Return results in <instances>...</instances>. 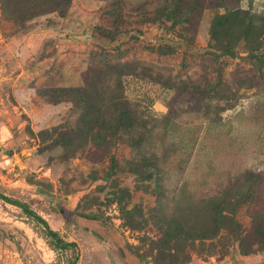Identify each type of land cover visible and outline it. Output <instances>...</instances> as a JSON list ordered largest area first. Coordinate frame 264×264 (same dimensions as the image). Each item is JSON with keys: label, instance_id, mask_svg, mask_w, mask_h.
<instances>
[{"label": "rangeland", "instance_id": "rangeland-1", "mask_svg": "<svg viewBox=\"0 0 264 264\" xmlns=\"http://www.w3.org/2000/svg\"><path fill=\"white\" fill-rule=\"evenodd\" d=\"M54 2L0 0V193L76 246L0 196V264H264V0Z\"/></svg>", "mask_w": 264, "mask_h": 264}, {"label": "trees", "instance_id": "trees-1", "mask_svg": "<svg viewBox=\"0 0 264 264\" xmlns=\"http://www.w3.org/2000/svg\"><path fill=\"white\" fill-rule=\"evenodd\" d=\"M70 2H71V0H55L54 4H55V6H57L56 8H62L64 5L69 6ZM0 196L4 199L10 201L11 203H14V204L22 207L26 213L32 215L33 217L38 219L41 223H43L47 228L48 235L53 237L56 240V247L57 248L64 249V248L76 246L75 242L64 241V239H62L60 237L59 233L56 230L52 229L50 227L49 223L43 217H41L36 212H34L27 204L9 199L8 197H5L1 193H0Z\"/></svg>", "mask_w": 264, "mask_h": 264}, {"label": "crops", "instance_id": "crops-1", "mask_svg": "<svg viewBox=\"0 0 264 264\" xmlns=\"http://www.w3.org/2000/svg\"><path fill=\"white\" fill-rule=\"evenodd\" d=\"M26 96H28L27 93H26V94H22V97H23V98H25ZM29 100H30V102H32V101H31L32 99H29ZM30 102H28V103H30Z\"/></svg>", "mask_w": 264, "mask_h": 264}]
</instances>
